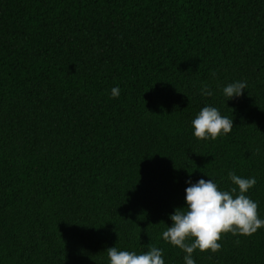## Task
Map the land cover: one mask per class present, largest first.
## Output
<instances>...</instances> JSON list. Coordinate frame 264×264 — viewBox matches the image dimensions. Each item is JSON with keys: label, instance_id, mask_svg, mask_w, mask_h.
Instances as JSON below:
<instances>
[{"label": "trees", "instance_id": "obj_1", "mask_svg": "<svg viewBox=\"0 0 264 264\" xmlns=\"http://www.w3.org/2000/svg\"><path fill=\"white\" fill-rule=\"evenodd\" d=\"M205 106L232 131L196 139ZM229 172L264 219V0H0V264H184L169 216ZM219 243L195 264H264V228Z\"/></svg>", "mask_w": 264, "mask_h": 264}, {"label": "clouds", "instance_id": "obj_2", "mask_svg": "<svg viewBox=\"0 0 264 264\" xmlns=\"http://www.w3.org/2000/svg\"><path fill=\"white\" fill-rule=\"evenodd\" d=\"M246 87L245 82L237 81L224 87L223 94L228 100L238 98ZM202 93L213 94L207 85L202 88ZM119 95L118 87L111 89L113 98ZM191 126L196 139L216 140L232 131L233 119L222 116L216 107L205 106L192 120ZM228 179L234 185L228 190H221L211 179L186 182L189 186L185 189V207L175 209L169 216L171 226L166 227L161 237L185 253L184 264H195L193 253L197 250L213 254L220 251L222 245L219 241L224 234L249 237L264 228L257 202L245 195L255 185V177L243 178L229 172ZM106 254L109 264H165L162 249L155 246L144 254L118 250L114 246L108 248Z\"/></svg>", "mask_w": 264, "mask_h": 264}]
</instances>
